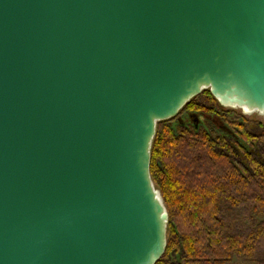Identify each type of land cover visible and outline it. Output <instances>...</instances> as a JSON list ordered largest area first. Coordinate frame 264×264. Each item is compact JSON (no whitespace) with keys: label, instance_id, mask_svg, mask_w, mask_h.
I'll use <instances>...</instances> for the list:
<instances>
[{"label":"water","instance_id":"obj_1","mask_svg":"<svg viewBox=\"0 0 264 264\" xmlns=\"http://www.w3.org/2000/svg\"><path fill=\"white\" fill-rule=\"evenodd\" d=\"M206 89L264 115V0H0V264H155L156 123Z\"/></svg>","mask_w":264,"mask_h":264},{"label":"trees","instance_id":"obj_2","mask_svg":"<svg viewBox=\"0 0 264 264\" xmlns=\"http://www.w3.org/2000/svg\"><path fill=\"white\" fill-rule=\"evenodd\" d=\"M184 111L206 118L197 129L157 122L151 145L168 213L155 264H264V123L221 107L208 89Z\"/></svg>","mask_w":264,"mask_h":264},{"label":"flooded vegetation","instance_id":"obj_3","mask_svg":"<svg viewBox=\"0 0 264 264\" xmlns=\"http://www.w3.org/2000/svg\"><path fill=\"white\" fill-rule=\"evenodd\" d=\"M205 118H206V116L195 115V114H192L190 112L184 111V112H182L181 115L177 114L175 116V121H177L182 126H184L186 124V125H191L195 129H197L200 125H202ZM173 122H174V120H173ZM169 123H171V122H169Z\"/></svg>","mask_w":264,"mask_h":264},{"label":"rangeland","instance_id":"obj_4","mask_svg":"<svg viewBox=\"0 0 264 264\" xmlns=\"http://www.w3.org/2000/svg\"><path fill=\"white\" fill-rule=\"evenodd\" d=\"M232 110H235L237 112H240L241 114H243L246 118H255L257 120H259L260 122H263L264 123V115H260V114H245L243 113L241 110L239 109H232ZM234 264H238L237 261H234Z\"/></svg>","mask_w":264,"mask_h":264}]
</instances>
